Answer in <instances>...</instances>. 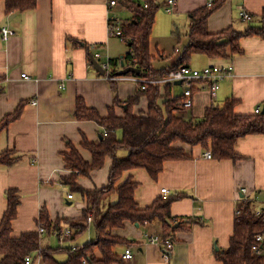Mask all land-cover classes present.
<instances>
[{
	"label": "crops",
	"instance_id": "crops-1",
	"mask_svg": "<svg viewBox=\"0 0 264 264\" xmlns=\"http://www.w3.org/2000/svg\"><path fill=\"white\" fill-rule=\"evenodd\" d=\"M110 1L37 0L35 9L15 14L8 22L7 29L12 31L8 39L0 34V78L4 77L0 89V123L23 105L20 116L0 133V153L10 151L18 159L12 166L0 165V224L8 206L6 192L15 189L20 204L12 222L13 237L38 230L43 208L51 221L62 218L61 230L40 235V249L52 247L43 244L45 234L58 239L64 245L62 248L83 246L97 240L92 221L76 240L62 241L57 232L70 229L64 220L80 217L87 207L80 192L61 182L62 176L71 173L66 167L65 154L74 146L91 162V153L82 147L83 139L96 144L102 139L103 129L97 122L77 117L78 101L82 100L86 107L95 109L102 117H107L112 108L118 116H123L124 109L115 102L124 103L139 91V85L130 79L132 76L120 74L125 67H131L124 61L129 45L111 35L109 30L111 17L126 22L132 19L133 13L125 5L127 0H118L119 5L115 7H110ZM210 1L178 0L173 13L158 10L150 37L155 61H167L171 56L169 48L180 45L181 41L189 45V37L181 35L180 26L189 29L192 14L209 6ZM162 2L164 7L165 0L160 1L161 7ZM240 7L251 15L250 20L241 17ZM263 11L264 0H221L208 18V31L217 33L233 27L245 32L253 24L258 25L257 18ZM6 18V2L0 0V26ZM158 26L160 29L155 35ZM240 48V53L227 58H210L204 54L190 57L192 68L232 64L235 73L220 83L216 98L212 97L208 83L194 81L192 109L181 108L176 114L187 119L201 118L208 107L222 106L227 100L236 102L235 113L239 115L255 114L258 107L263 112L264 36H244L240 39ZM179 52L174 66L184 50ZM95 53L100 54L95 60L102 69L108 61H119L116 68L119 78L108 79L109 71L101 74L95 69L91 59ZM23 74L29 78H24ZM178 86L182 89L177 96ZM171 88L173 98H183L184 84H174ZM147 108L148 101L142 97L133 111L139 115ZM121 135L118 132L119 138ZM174 145L184 148L191 157L167 161L156 179L145 169H133L118 182L121 185L131 178L138 183L135 199L141 208L152 205L161 196L175 198L171 214L181 225L172 236L175 249L170 260L165 259L159 246L149 243L151 237L162 233L159 221L144 226L126 221L122 228L112 230L113 235L130 239V243L115 247L114 251L121 258L115 264H222L217 252L230 246L238 203L248 198L256 202L258 208H264V134L240 138L236 144L237 159L207 158L208 151L201 146L181 142ZM118 155L125 157L127 153L120 151ZM112 164L113 160L107 158L102 168L93 170L90 177L80 178L77 183L88 190L105 187ZM164 188L168 189L167 194L162 193ZM243 188H247L246 194ZM69 194H73V198H68ZM181 194L183 196H179ZM117 199L114 194L107 203H116ZM187 218L197 220L188 222ZM128 247L133 257L124 260L123 254ZM38 251L30 256V264H45Z\"/></svg>",
	"mask_w": 264,
	"mask_h": 264
},
{
	"label": "trees",
	"instance_id": "trees-1",
	"mask_svg": "<svg viewBox=\"0 0 264 264\" xmlns=\"http://www.w3.org/2000/svg\"><path fill=\"white\" fill-rule=\"evenodd\" d=\"M148 3V7L145 4ZM124 1L133 17L130 21L122 22L124 42L129 45V52L124 61L128 66L137 67L141 73L129 72L126 75L142 79L163 78L171 70L180 66H190L189 59L194 54H204L210 58H227L241 52L240 39L248 35L264 36V11L259 16L258 25L250 26L247 31L239 32L229 27L217 33L208 31L209 16L216 10L221 0H213L211 6L195 11L189 24V45L177 64L171 68H156L155 58L150 50V37L155 24L156 14L161 7V0ZM6 16L20 14L33 10L37 0H5ZM254 17V16H252ZM2 27L0 26V34ZM112 77H118L116 68L119 61L111 60ZM4 77L0 78V89ZM139 91L124 103L115 102L124 109V115L118 116L114 108L107 117H102L98 111L86 107L82 100L78 101L76 115L79 120H92L103 129L101 141L96 144L87 138L83 139L82 147L92 155V161L84 159L79 149L70 147L65 154L66 167L70 174L61 177V182L70 185L73 190L80 192L87 204L80 217L65 219L69 224L70 235L65 241L80 238L88 229L91 219L97 240L83 246L72 248H41V237L38 230L23 233L20 237H13L12 222L16 219L20 197L15 189L6 192L8 206L0 224V264H26V258L39 249L40 257L45 264H115L121 258L114 251L120 244L130 243V239L112 234L115 228H122L126 221L138 223L141 226L159 221L161 236L167 238L179 229L181 223L171 214V204L174 197H158L154 203L146 208L139 207L135 199L138 183L128 178L121 185L118 182L123 175L133 169H145L156 179L164 169L167 161L188 159L184 148L175 146L181 142L190 146H201L211 152L212 158L217 160L237 159V141L248 135L264 134V114L239 115L235 113L236 102L227 100L222 106L212 105L205 110L201 118L187 119L176 114L181 109L182 98L172 97V84H138ZM142 86L145 88L142 89ZM146 97L148 108L146 112L136 115L133 111L142 99ZM23 105L17 111L7 116L0 123V133L10 122L21 114ZM121 132V138L118 136ZM125 151L127 156L120 157L118 153ZM111 158L113 164L109 181L105 187L88 190L82 188L77 181L90 177L93 170L105 165L106 159ZM10 151L0 153V165L12 166L17 162ZM117 195L116 203H107L112 195ZM179 196H183L182 194ZM178 196V197H179ZM258 205L253 200L243 198L237 205L240 214L236 216L235 231L230 246L224 251L217 252V258L222 264H264V255L256 257L252 254V246L256 243V236L264 234V208L261 215H256ZM197 220L187 218L188 222ZM62 218L51 221L48 211L43 208L38 219L46 232L50 234L54 229L61 230ZM63 231H58V236ZM65 252L66 260H58L57 255Z\"/></svg>",
	"mask_w": 264,
	"mask_h": 264
},
{
	"label": "built area",
	"instance_id": "built-area-1",
	"mask_svg": "<svg viewBox=\"0 0 264 264\" xmlns=\"http://www.w3.org/2000/svg\"><path fill=\"white\" fill-rule=\"evenodd\" d=\"M212 0L209 2V6L212 5ZM178 4V0H165L164 2V7L165 10L168 13H173L175 11V8L177 7ZM110 7H115L117 5H119L118 0H111L109 3ZM145 7H148V3H145ZM240 14L241 17L244 20H250L251 19V15L249 13H247V11L243 8L240 7ZM109 30L111 35L118 37L121 41H124L123 38V32L121 29V25H122V21L117 18V17H111L109 19ZM2 35L4 39H8L10 37V35H12V31H10L9 29H7V27H2ZM178 51V49H177ZM93 57L99 58L100 54L99 53H95L93 55ZM111 63L110 61L106 62L103 65V69L105 71H109V73L107 74L108 79H117L119 77H112L110 75V71H111ZM234 66L232 64L229 65H212V66H207L203 69H196V68H192L190 66H180L177 67L173 70H171L170 72H168L163 78H159V79H142L139 77H130L131 80L135 81L137 84H147V83H151V84H176L178 82H181L182 84H184L185 89L183 92V98L181 101V107L183 110H190L192 109L193 105H194V101H193V82L194 81H203L208 83L209 86V90L210 93L212 95L213 98L217 97V93L220 89V83L224 80H226L227 78H230L234 75ZM24 78H29L26 74L22 75ZM124 79H126L127 77H122ZM145 87L142 86V89H144ZM262 112V108L258 107L255 110V113L260 114ZM207 158H212V154L211 152H207L206 154ZM242 192L244 194L247 193V188H243ZM162 193L167 194L168 193V189H162ZM68 198H73V194H69ZM262 213V207L258 208L256 211V215H261ZM240 214V211H237V215ZM89 221H91V219L89 218ZM38 232L40 235L46 233V229L44 227V225L40 222L38 223ZM71 233L70 229L65 230L64 232L60 233L59 237L61 238L62 241H65V238L67 236H69ZM149 243L154 244L159 246L162 251H163V255L165 257V259L170 260V257L175 249V239L170 236L167 238H162L161 235L159 236H153L149 239ZM72 249H75L76 246H71ZM70 247V248H71ZM252 254L256 257H261L264 255V234H259L256 236V243L252 246ZM38 254H41V250L38 251ZM133 257V253L131 251V247H128L125 250V253L123 254V259L124 260H130ZM31 262V257L28 256L26 258V264H30ZM84 264H87L86 261L84 260Z\"/></svg>",
	"mask_w": 264,
	"mask_h": 264
},
{
	"label": "rangeland",
	"instance_id": "rangeland-1",
	"mask_svg": "<svg viewBox=\"0 0 264 264\" xmlns=\"http://www.w3.org/2000/svg\"><path fill=\"white\" fill-rule=\"evenodd\" d=\"M160 11L159 12H162V13H164V11L165 12H167L166 10H165V8L163 7V2H162V7L159 9ZM168 13V12H167ZM188 27H184V26H180V33H181V35L183 36V34H187L188 35V29H187ZM159 29H160V26H158V28H157V32L155 33V35L159 32ZM167 32V31H166ZM163 36V35H162ZM186 45H188V43H186ZM185 45V43H184V41H181V43H180V45L179 44H175V45H173L172 47H170L169 48V51L168 52H170L171 53V56H168V59H167V61H155L154 62V65H155V67H157V68H166V67H172V66H174V63L176 62V61H174V60H176V58H177V56H179L180 55V52H179V50L181 51V50H184L186 47ZM177 49H178V51H177ZM197 56V55H196ZM199 56H201V55H199ZM192 63H193V61H191ZM194 64V63H193ZM182 88L181 87H176V89H175V95H179V91L181 90ZM188 116V115H187ZM123 153H124V151H122ZM76 196L80 199V195L77 193L76 194ZM90 231H91V233L93 234V228L92 227H90ZM94 236V235H93ZM43 237L45 238V240H44V242H43V244L45 245V246H52V247H54V248H62V247H64V245L63 244H61L59 241H58V239H56L55 237H50V236H48L47 234H45V235H43ZM49 237V238H48ZM84 237H87V234H85L84 235ZM47 238V239H46ZM84 240H86V238L84 239ZM83 241V240H82ZM87 242V241H86ZM66 257H67V254L66 253H60L59 255H58V259L59 260H61V261H63V260H65L66 259Z\"/></svg>",
	"mask_w": 264,
	"mask_h": 264
},
{
	"label": "water",
	"instance_id": "water-1",
	"mask_svg": "<svg viewBox=\"0 0 264 264\" xmlns=\"http://www.w3.org/2000/svg\"><path fill=\"white\" fill-rule=\"evenodd\" d=\"M14 18H15V14H12V15L8 16L6 19L3 20L1 26H2V27H7L8 22L12 21ZM91 59H92V64H93V66L95 67V69H96L98 72H100L101 74H104V69H102L101 65L95 60V58H94V57H91ZM122 66H123V67L125 66V63H124V62H122ZM129 72H131V73H136L137 75H139V74L141 73V70H140L139 68H137V67H125V68L120 72V74H121V75H126V74H128ZM180 83H181V82H178V83H176V84H180ZM262 113L264 114V109H263V112H262Z\"/></svg>",
	"mask_w": 264,
	"mask_h": 264
}]
</instances>
